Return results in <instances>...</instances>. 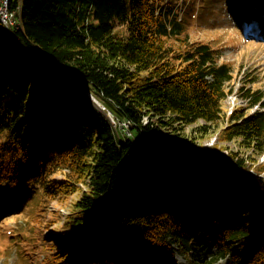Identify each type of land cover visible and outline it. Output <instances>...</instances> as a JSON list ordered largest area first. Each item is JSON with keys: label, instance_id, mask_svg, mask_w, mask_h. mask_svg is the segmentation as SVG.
Returning <instances> with one entry per match:
<instances>
[{"label": "trees", "instance_id": "obj_1", "mask_svg": "<svg viewBox=\"0 0 264 264\" xmlns=\"http://www.w3.org/2000/svg\"><path fill=\"white\" fill-rule=\"evenodd\" d=\"M216 1L205 0L212 11ZM10 3L22 22L0 25V255L16 249L17 264H37L39 250L43 264H174L179 243L196 264H264V165L244 174V157L208 150L205 159L222 166H199L191 145L226 121L222 140L264 152V90L244 92L262 108L225 112L233 63L191 36L194 0ZM125 120L129 132L118 126ZM81 181L87 189L62 234L72 243L57 245L42 224ZM19 216L28 232L8 225ZM197 241L218 252L199 261Z\"/></svg>", "mask_w": 264, "mask_h": 264}, {"label": "rangeland", "instance_id": "obj_2", "mask_svg": "<svg viewBox=\"0 0 264 264\" xmlns=\"http://www.w3.org/2000/svg\"><path fill=\"white\" fill-rule=\"evenodd\" d=\"M214 4V10L212 11L205 0H194L195 10L188 14L191 36L193 38L212 41L221 51V60L233 63L234 77L229 81V85L233 88V91L223 102L225 112L229 115L234 109L242 107L249 113H252L262 107L259 103L249 105L244 92L247 89L264 90V0H234L232 5L226 3L224 0H217ZM201 5H207V8L198 10ZM239 11H242V16H238L237 13ZM237 16L242 18H238ZM252 32L256 34V37H253ZM68 78L78 90L81 97L86 96L90 99L88 97V92L90 91L85 85L80 83L79 80H76L72 75L68 74ZM84 88H87V90ZM112 120L114 122V119ZM199 122L201 121H198L192 126L198 125ZM225 122L220 121L218 124H215L208 134L204 136L200 135L201 138L195 144L191 142V145H195L199 166L208 167V165L213 164L222 166L220 162L214 163L213 161L205 159L208 156L205 152L208 150H210L211 154L218 151V155L223 158L235 153L236 156L244 157L245 163L247 164L246 168H242L240 171L244 174L256 175L258 168L264 165V152L256 153L252 152L253 150L251 149H245L239 146L240 143L236 138L227 141L222 140L220 138V132L225 127ZM130 123V121L125 120L120 122L118 126L121 130L129 132L130 125H132ZM192 128L191 126H187L186 134H190L193 138L194 136L197 137L199 134L192 131ZM55 177L62 179L64 178V173L59 172ZM78 185V191L71 196L53 200L50 205V212L42 224L44 236L49 241L56 242L57 245L65 246L68 243L60 240L58 236L63 234V231H67V221L72 215L74 204L87 189V184L84 181L79 182ZM8 225L16 228L21 227V229L25 228L27 232L29 229L24 217L21 216L9 222ZM97 234L103 242L105 237L99 233ZM4 243L6 244L8 242L4 241ZM69 243L72 242L70 241ZM196 243L197 245L195 246L198 247L197 253L199 261L209 260L212 253L218 252V246L216 245H211L210 248H207L204 241H197ZM180 247L179 243L173 244L175 253L174 264H196L197 260L190 261L187 259L185 253L188 250L181 251ZM190 252L191 250H189ZM39 253L42 256L40 260H37V264H43L46 252L39 250ZM81 254L84 255L83 252ZM80 256L78 255L77 257L81 258ZM74 257L78 259L75 255ZM16 260V249H12L8 258L5 255H0V264H17ZM225 263L226 259H220L215 264Z\"/></svg>", "mask_w": 264, "mask_h": 264}, {"label": "bare ground", "instance_id": "obj_3", "mask_svg": "<svg viewBox=\"0 0 264 264\" xmlns=\"http://www.w3.org/2000/svg\"><path fill=\"white\" fill-rule=\"evenodd\" d=\"M10 4H11L10 0H3L4 7H11ZM21 22H22L21 10H20V7H18L13 12V20L10 21V29H12V31H14L18 27H20ZM0 25L3 26V21H0ZM114 124L116 125V121L115 120H114Z\"/></svg>", "mask_w": 264, "mask_h": 264}, {"label": "built area", "instance_id": "obj_4", "mask_svg": "<svg viewBox=\"0 0 264 264\" xmlns=\"http://www.w3.org/2000/svg\"><path fill=\"white\" fill-rule=\"evenodd\" d=\"M14 10L15 9L11 7H4L3 0H0V21H3V26L10 31H12V29H10V21L13 20Z\"/></svg>", "mask_w": 264, "mask_h": 264}, {"label": "water", "instance_id": "obj_5", "mask_svg": "<svg viewBox=\"0 0 264 264\" xmlns=\"http://www.w3.org/2000/svg\"><path fill=\"white\" fill-rule=\"evenodd\" d=\"M83 87H84V86H83ZM84 89L87 90V88H84ZM88 97H89L92 101H94L96 104H98L100 107H102L103 109H105V107H103V106L101 105V103H100L98 100H96V98L93 96V94H92L91 92H88ZM107 113H108V115L111 116V113H110V112H107Z\"/></svg>", "mask_w": 264, "mask_h": 264}]
</instances>
